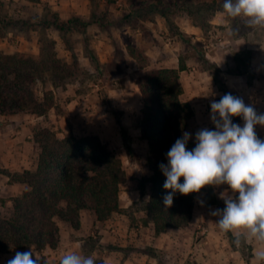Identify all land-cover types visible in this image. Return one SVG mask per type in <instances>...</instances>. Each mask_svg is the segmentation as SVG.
<instances>
[{
	"label": "rangeland",
	"instance_id": "374dc122",
	"mask_svg": "<svg viewBox=\"0 0 264 264\" xmlns=\"http://www.w3.org/2000/svg\"><path fill=\"white\" fill-rule=\"evenodd\" d=\"M2 1L11 16L28 21V29L19 31L16 28V32L0 30V50L7 54L21 52L33 58L56 52L65 69L73 75L71 81L56 88H53L49 74L44 76V81L39 82L35 90L39 99L43 97V89L54 90V107L47 115L36 116L31 111H25L20 113L23 119L13 121L9 119L10 115L1 117L0 114L1 150L5 151L18 134L24 139L19 141L24 146V141L30 135L34 146L31 147L32 163L29 169H33L41 151L35 142L37 131L49 128L60 138L71 133L76 137H99L121 158L126 171L120 190L121 207L124 208L125 200L130 203L121 214L129 217L131 227L139 223L135 212L141 210L143 201L141 198L136 201L127 199L128 192L138 189L140 185L141 178L136 177L135 172L140 174L142 170L143 175L149 174L146 163L149 148L146 140L141 138L140 131L142 93L137 84L138 79L155 68L177 67L180 57L184 55L187 56L189 68L181 72L180 82L184 88L183 99L189 101L195 111L196 117L191 119H194V124L190 126L193 131L215 129L211 121V102L219 101L228 93L241 98L257 114H264V28L251 29L245 37H238L233 31V23L238 19L228 18L222 7H208L213 2H220V6L223 0ZM61 24H65L64 29L60 28ZM85 27L86 33H83ZM130 42L146 50L150 61L148 67H139L137 61L129 55L127 47ZM248 50L252 51L250 60V54L246 53ZM201 53L221 69L218 81H215L213 70L200 69L207 67L200 58ZM235 53L243 54L240 63L235 61ZM109 104L123 110L122 121L131 136L132 146L140 158V154L146 156V160L139 163L141 169L132 166L134 163L129 160L121 127L109 109ZM232 120H240L236 124L243 127L241 116H233ZM8 123L14 126L6 128ZM3 128L6 130L2 131ZM254 130L258 138L264 140V126L256 125ZM189 142L191 150L196 145L195 137ZM0 167L4 168L2 164ZM211 187L212 190L206 191V204L211 211L224 208V200L217 197V192ZM24 189V185L9 183V177L0 173L2 215H12L13 202L9 198L21 194ZM200 191L194 194L192 216ZM119 213L113 212L109 217L118 216ZM206 213H198L200 221L193 242L205 241L209 234L208 228L217 225L218 217ZM142 219L150 220L149 217ZM62 221L59 217L55 219L56 224ZM198 230L204 233L198 234ZM216 237L229 241L237 248L230 232L216 233ZM82 239L86 245L94 248L98 245L99 235L94 232ZM240 247L245 259H249L251 245ZM34 248L37 249L31 246L11 251L25 252ZM38 250L40 252H35L36 255L46 258L44 252L49 251V246ZM145 250L151 252L149 248ZM152 253L163 264V252ZM94 260L95 264H104L99 256L94 257ZM187 264H197V261L191 260Z\"/></svg>",
	"mask_w": 264,
	"mask_h": 264
},
{
	"label": "trees",
	"instance_id": "16d2710c",
	"mask_svg": "<svg viewBox=\"0 0 264 264\" xmlns=\"http://www.w3.org/2000/svg\"><path fill=\"white\" fill-rule=\"evenodd\" d=\"M219 3H210L208 7H222ZM16 28L26 31L28 21L11 16L0 0V30L16 32ZM60 28L64 29L65 24H61ZM249 30L240 19L233 23V31L240 38L245 37ZM83 33H86V27ZM127 50L139 67L150 65L149 55L144 48L130 42ZM246 53L250 54L248 59H252V51ZM200 58L207 64V67L200 69L213 70L215 81H218L221 73L219 66L203 53ZM234 59L240 63L243 54L235 53ZM188 68L187 56L183 55L177 67L155 68L137 80L142 93L141 138L148 144L146 163L151 171L141 177L138 189L142 194L141 210L147 212L157 235L170 227L187 225L194 207L195 192L187 195L177 193L173 205L165 207L163 198L170 190L163 187L166 176L159 167L161 163L167 164L166 153L182 137L195 114L192 104L183 99L184 88L180 82L181 72ZM46 74L52 77L53 88L71 81L73 75L65 69L56 52L33 58L21 52L7 54L0 50V114L31 111L36 116L47 115L54 107V90L43 89L42 99L35 93ZM108 107L121 127L129 160L140 163V157L122 121L123 110L111 104ZM35 136V142L41 149L35 168L11 171L0 167V173L9 177V183L25 186L21 194L9 198L13 202L12 215L5 216L0 212L2 252L31 246L37 249L57 247L56 217L79 229L83 209H90L99 221L106 220L113 212L121 213L125 209L120 205L119 194L126 171L121 158L99 137H76L71 133L60 138L49 128L35 132ZM189 146L190 142L186 146L188 150ZM183 180L181 177L180 182L183 183ZM148 188L150 198L144 200ZM201 190L210 191L212 187L206 185Z\"/></svg>",
	"mask_w": 264,
	"mask_h": 264
},
{
	"label": "clouds",
	"instance_id": "9594fccd",
	"mask_svg": "<svg viewBox=\"0 0 264 264\" xmlns=\"http://www.w3.org/2000/svg\"><path fill=\"white\" fill-rule=\"evenodd\" d=\"M222 9L228 18L242 20L245 27L264 28V0H223ZM233 116L242 117L243 127L233 122ZM211 121L215 129L197 131L194 148L187 149L191 134L184 132L166 153L167 164L159 165L166 176L163 187L170 190L163 203L171 207L177 193L187 195L206 185L227 184L231 194H220L225 207L211 213L218 217L219 228L232 233L237 247L249 239L264 243V140L254 130L256 125L264 126V114L228 93L211 102ZM256 255L264 260V250ZM7 264L48 262L30 249L16 252ZM59 264H95V260L71 252L61 256Z\"/></svg>",
	"mask_w": 264,
	"mask_h": 264
},
{
	"label": "crops",
	"instance_id": "0c3cea01",
	"mask_svg": "<svg viewBox=\"0 0 264 264\" xmlns=\"http://www.w3.org/2000/svg\"><path fill=\"white\" fill-rule=\"evenodd\" d=\"M20 113L10 115L9 119L13 121L23 119ZM1 117L5 116L1 115ZM193 120L189 122V128L185 130V132L191 134L192 138L189 141L193 140L196 132L199 131V129L194 131L191 129L190 126L194 124ZM12 126H14L13 123H8L6 128ZM6 128H3L2 131L6 130ZM28 137L29 139L24 141V146L19 143V141L24 139L18 134L10 142V146L6 147L7 151L0 148V164L4 168L11 171H23L30 168L32 163L31 147L34 146V143L30 141L31 136L29 135ZM140 155L143 163L146 160V156L144 154ZM132 166L141 169L139 163H134ZM140 171V174L135 172L138 178L143 175L142 170ZM148 173L150 174L151 171L148 170ZM213 188L219 198L222 192L228 191L231 194L227 184L218 187L213 186ZM150 194L151 192L148 188L143 196L144 200H149ZM141 197V191L135 188L128 192L127 199L136 201ZM119 201L121 205V192ZM129 203L125 200L124 208L128 207ZM204 211L209 214L212 212L211 208L206 204V191L201 190L189 225L186 227H170L166 232L157 235L151 220L145 221L142 219L148 217L145 210L135 212V216L139 218V223H137L136 227H131L129 217L124 214L119 213L118 216L99 221L91 210L84 209L81 212V227L79 229L73 228L69 222L64 220L57 222L59 228L58 245L56 248L49 247L47 252L46 250L48 249H46L44 252L47 254L46 258H42H45L48 264H59L61 256L75 252L83 256H92L93 258L99 256L104 264H161L152 252H163L165 256L162 261L163 264H187L191 260L197 261V264H264V260L258 259L256 255L260 250H264V243L255 239L241 242L240 246L251 245L249 259H245L240 246L234 248L229 241H222L220 237H216V233H224L218 224L215 227L208 228L209 234L205 241L193 242L194 232L196 231L197 223L200 221L198 213L201 214ZM94 232L99 235V242L96 247L92 248L85 244L82 237L91 235ZM197 233H204V231L198 230ZM211 233L213 234L211 235ZM230 234L232 233L230 232ZM122 236H125V238ZM122 241L123 243H121ZM111 245L115 247L109 248L108 246ZM127 246L130 248L126 249L125 247ZM146 248H149L152 252L146 251ZM32 250L36 253L40 252V250L35 248ZM211 250L212 253L210 254L209 251ZM16 252L24 251L14 250L0 253V264H7L8 260L15 256Z\"/></svg>",
	"mask_w": 264,
	"mask_h": 264
}]
</instances>
